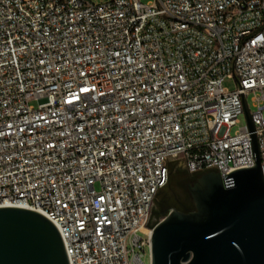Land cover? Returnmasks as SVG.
Returning <instances> with one entry per match:
<instances>
[{"label": "built area", "instance_id": "2783aa9c", "mask_svg": "<svg viewBox=\"0 0 264 264\" xmlns=\"http://www.w3.org/2000/svg\"><path fill=\"white\" fill-rule=\"evenodd\" d=\"M242 90L264 173V0H0V208L47 217L70 264H152L170 163L254 166Z\"/></svg>", "mask_w": 264, "mask_h": 264}, {"label": "water", "instance_id": "95a60500", "mask_svg": "<svg viewBox=\"0 0 264 264\" xmlns=\"http://www.w3.org/2000/svg\"><path fill=\"white\" fill-rule=\"evenodd\" d=\"M242 94L254 166L228 174L227 187L218 170L199 172L186 187L193 206L170 207L153 226L152 264H264V173L255 123L243 90ZM0 264L70 261L60 229L47 217L25 208L3 207Z\"/></svg>", "mask_w": 264, "mask_h": 264}, {"label": "flooded vegetation", "instance_id": "af4514ba", "mask_svg": "<svg viewBox=\"0 0 264 264\" xmlns=\"http://www.w3.org/2000/svg\"><path fill=\"white\" fill-rule=\"evenodd\" d=\"M198 173H189L186 169H179L177 173V184H169L167 182L166 187L160 189L155 197L160 210H165L170 207L176 208H191L192 200L187 192L183 193V182L186 181V187L189 183L193 182ZM154 211L152 210L151 216Z\"/></svg>", "mask_w": 264, "mask_h": 264}, {"label": "rangeland", "instance_id": "374dc122", "mask_svg": "<svg viewBox=\"0 0 264 264\" xmlns=\"http://www.w3.org/2000/svg\"><path fill=\"white\" fill-rule=\"evenodd\" d=\"M94 3H103L105 1H108V0H92ZM143 3L147 4V3H152L154 2V0H141ZM224 86L230 90L234 89L235 88V81L232 80V79H227L225 82H224ZM252 98H253V94H249V96L247 97V102H248V105H249V109L251 112L255 111L256 107L254 106V102L252 101ZM33 104H36L35 102H33ZM247 124V120H246V117H245V114H242L239 118V122L237 123V125H235L232 129H231V132L232 133H235L237 132L241 127L245 126ZM170 168L172 169V175H173V179H172V184H177V173L179 171V169H185L184 168V165L183 163L181 162H172L170 163ZM96 188L99 189V184H96ZM183 193H184V190H186V181L183 182ZM152 210L154 211L153 215L151 216V219H150V223L151 225L155 224L156 222L160 221L162 218H163V211L165 210H160L159 209V206L157 204L156 201H154V204H153V208ZM169 210V208L167 209ZM145 260L148 261V256L146 255L145 257Z\"/></svg>", "mask_w": 264, "mask_h": 264}, {"label": "trees", "instance_id": "16d2710c", "mask_svg": "<svg viewBox=\"0 0 264 264\" xmlns=\"http://www.w3.org/2000/svg\"><path fill=\"white\" fill-rule=\"evenodd\" d=\"M172 179H173L172 169L169 168V179H168V183H169V184H172ZM165 187H166V186H165ZM165 187H163V188H165ZM163 188H162V189H163ZM190 206H193V203L190 204ZM179 209H183V208H179Z\"/></svg>", "mask_w": 264, "mask_h": 264}]
</instances>
